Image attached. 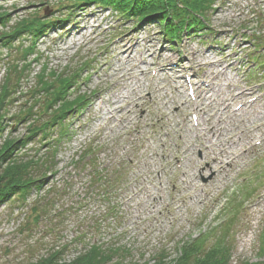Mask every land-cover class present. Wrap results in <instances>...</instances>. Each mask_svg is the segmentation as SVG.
I'll list each match as a JSON object with an SVG mask.
<instances>
[{
  "label": "rangeland",
  "instance_id": "obj_1",
  "mask_svg": "<svg viewBox=\"0 0 264 264\" xmlns=\"http://www.w3.org/2000/svg\"><path fill=\"white\" fill-rule=\"evenodd\" d=\"M0 4L4 8L2 11L10 13L0 23V31L11 30L23 17L39 16L37 19L51 22L40 34L26 31L16 39H8L7 43H13L16 48H13V53L7 48L0 51V86L5 71L4 62L11 58L22 59L24 50L20 46L27 44L34 46L30 57L33 62L30 86L37 81L36 73L42 66L48 65L49 70H69L71 74L83 72V83L78 80L79 85L75 88L90 94L81 111L68 114L62 134L56 128L51 136L57 146L54 152L57 173L48 177L50 183L40 189H31L26 198L16 195L0 206V264H35L41 257H49L59 251L64 253L63 259L71 260L85 246L80 241L81 236L86 243L109 242L129 250V256L122 260L124 264L152 263L162 253L166 260L178 258L182 245L198 238L204 250H217L220 256H225L223 264H264V160L263 166L261 162L264 159V143L255 145L256 140L264 137V114L259 115V112H264V65L259 66L252 59L259 55L264 62V0H220L211 12L208 25L220 33L215 38L218 37L226 45H216V49L208 52V57L226 61L233 55L237 60L235 68L229 70L230 78L237 79L238 88L247 87V92L254 88L245 97L235 98L232 107L250 95L262 96L250 111L238 113L231 110L234 120L226 119L225 123L213 115H204L199 128L202 129L203 122L210 121L207 137L204 131L196 132V136L188 131L183 134L191 127L188 121L193 122L192 114L198 104L185 94L170 92L175 84L169 78L164 84L167 87L172 85L168 88L172 101L181 106L179 110L185 112L188 120L174 114L178 108L170 100L165 107L151 105L153 111L158 109L160 116L166 114L170 120H160L148 113L149 92L153 90L149 87L146 88L148 106L145 107L143 101L141 105H128L129 98L117 104L118 111L123 110L120 112L122 124L107 121V114L100 111L106 104L111 108L115 98L108 99L112 94L128 95L134 97V101L139 96L135 92L131 94V91L126 94L124 86L129 83H124L120 77L122 74L115 72L119 65L126 67L119 49L126 37L135 34L142 48L140 58L144 61L143 67L137 68L132 57L125 59L130 60L127 64L130 70L133 67L138 70L139 85H143L139 94L145 90L146 69L150 74L157 71L155 77L162 79L161 69L169 67V59H174V56L168 50L167 43L170 42L164 39V33L159 32V26L146 22L138 25L113 7L93 4L79 11L81 7L71 0H2ZM256 14L258 16L254 19ZM60 18L63 21H57ZM260 21L263 23L258 24ZM78 26L82 28L77 29ZM207 36L203 35L202 39L192 37L193 41L183 40L180 47L184 46V54L190 56L189 53L198 51L201 55ZM158 47L164 50L157 53ZM256 49L259 51L253 56L251 52ZM4 55L8 57L5 61ZM189 56L187 60L182 59L188 74L181 76V73H176L177 81H180L176 84L180 92L185 90L191 97L190 81L196 91V84L202 79L210 82V79L207 69L200 64H194L189 69ZM229 74H226L227 80L222 88L224 92L226 83H230ZM224 79L220 76L216 86L223 84ZM158 95L165 99L160 93ZM116 100L119 101L120 97ZM128 109L133 110L134 115L126 114ZM124 117L128 118L125 120ZM245 118L250 124L245 122ZM180 121L178 131L183 134L185 143L192 141V146L186 159L179 163L186 176V181L181 176L179 183L190 182L191 188L193 180L196 183L194 189L185 191L176 190L170 180V173L179 169L178 149L173 142H179L180 138L172 131ZM258 123H263L260 131L255 129L247 133ZM222 124L224 130L220 131ZM214 125L219 131L217 136L212 130ZM245 128L244 134H239ZM9 130L7 128L0 133V139ZM19 130L23 133L24 127L20 126ZM168 134L172 135L171 139ZM211 141L218 146L211 145ZM33 142L40 146L39 139ZM221 143L231 154L224 164L218 165L211 161L219 155ZM34 144L32 149L36 148ZM198 145L205 153L202 158L200 150L196 149ZM251 146L246 155H241L242 148ZM164 147L170 150L166 158L160 154ZM45 152L43 148L41 153ZM235 154L240 155L238 162L228 166L227 161ZM87 155L90 158H86ZM158 166L162 172L160 175L156 173ZM245 175L253 177L250 184L255 180V185H241L239 180ZM201 176L207 182L202 179L200 182ZM104 181L115 184L114 193L107 198H103L108 190ZM161 183H164V190L159 186ZM198 185L203 193H199ZM184 195L186 201L182 203ZM186 195L189 196L186 198ZM226 197H230V201L234 197L233 201L238 202L235 205L237 216L230 224H226L230 218V202L222 208ZM173 198L178 201L173 203ZM244 202L246 204L239 210ZM226 227L231 229L229 234ZM223 233L227 237L220 235Z\"/></svg>",
  "mask_w": 264,
  "mask_h": 264
},
{
  "label": "trees",
  "instance_id": "obj_2",
  "mask_svg": "<svg viewBox=\"0 0 264 264\" xmlns=\"http://www.w3.org/2000/svg\"><path fill=\"white\" fill-rule=\"evenodd\" d=\"M71 1L81 7L80 10L93 4L105 8L113 7L138 24L146 22L159 25L165 33L177 39L183 30L194 31L196 34L206 31L209 27L205 22L210 18L214 7L220 3V0ZM3 9L0 4V23L10 16ZM38 17H23L11 30H1L0 51L7 48L13 53L16 46L7 43L9 38L16 39L26 31L32 34L42 33L51 22L37 19ZM57 21L63 20L60 18ZM20 47L24 50L22 59L11 58L5 61L8 57L3 56L5 71L0 86V133L7 128L10 130L0 139V206L16 195L26 198L31 189H40L50 183L48 177L57 173L54 163L57 146L51 136L56 128L62 134L68 114L81 111L90 99V94L75 88L79 85L78 80L83 83V72L71 74L69 70H49L48 65L42 66L40 72L36 73V83L30 86L29 75L33 72L30 57L33 55L34 46L23 44ZM20 126L24 127L23 133H19ZM34 139H39L40 146L34 144ZM33 144L35 149H32ZM43 148L45 153H41ZM106 182V188L111 192L112 186L110 182ZM105 196H109L107 191ZM220 235L227 237L224 233ZM80 241L85 246L73 259H63L64 253L59 251L49 257H41L35 264H124L122 260L129 256V250L115 243H86L82 236ZM200 245L199 238L191 243L186 241L180 248L178 258L166 260L162 253L152 263L144 264H223V260L225 263V256H220L217 250H204Z\"/></svg>",
  "mask_w": 264,
  "mask_h": 264
},
{
  "label": "bare ground",
  "instance_id": "obj_3",
  "mask_svg": "<svg viewBox=\"0 0 264 264\" xmlns=\"http://www.w3.org/2000/svg\"><path fill=\"white\" fill-rule=\"evenodd\" d=\"M85 26L87 27V24ZM137 47H140V44H139V42L137 40V36H136V38H135V36H133V37L127 39L126 43L120 48L121 59L125 61L123 63L126 64V67H122L121 65H119V67L115 70V72H118V73L120 72L122 74V75H120V77L122 78L124 83H127V82L129 83L128 85L124 86L126 94H129L130 91H131V94H133L135 92V95H139V96L137 97L136 101H134V97H130L128 95H123V94L116 95V93L113 94L111 98L112 99L115 98V100H114V103L112 105V108H109L108 106H105L106 108L102 107L103 110H107L106 113H104V114H107L105 116L107 121L111 120L112 122H116L118 120V118L120 117V112L123 111V110L118 111V105L117 104L120 103V101H122V100H124L126 98H129L128 102H129L130 105L133 104V103H137V105H141L140 102L142 103V99H143L142 98V94L144 93V91L139 94V90L143 87V85H139V83L141 82L140 77L138 75H135V73L138 72L137 68L139 66L143 67L142 62H139L140 52L138 53L139 54V56H138L139 58L132 57V53L134 51L137 52L136 51ZM182 48H184V46L180 47V46H176V45H173V44L169 48V51L173 53V56H174L175 60H177V64H173L172 67H177L178 62H179V64L182 63V61H183L182 59L183 58H185V60H186L187 56H186V53L184 54V51H183ZM151 50H153V49H151ZM130 57L135 59L136 60V64H137V68L133 67L132 70H130L129 69L130 66L127 65L128 61H130V60H127V61L125 60L126 58H130ZM194 60L197 61V62H201L199 60V58H196V57L194 58ZM120 61L121 60H119V62ZM190 68L191 67H189V69ZM187 74H188V70L187 69H182L181 70V76H185ZM164 78H165V81H166L168 79V75L164 74ZM155 81H157V80H155ZM149 83H150V85H155V87L158 89V93H160V95L165 96V99L161 98V101H159V104H162L164 107H165V105H168L167 100H170V95H168L167 90L164 87H162L161 83H158V81L157 82H153L151 79L149 80ZM143 84H146V82H144ZM162 90H165V93H161ZM205 92H204V86H199V88L197 89V97L199 99L200 98L203 99L202 94L204 93V95H205ZM239 93H241V92H239ZM239 93H235V94H239ZM117 97L118 98L120 97L119 101L116 100ZM170 101H172V100H170ZM104 103H105V101H104ZM206 105H207L206 103H202L201 107L206 106ZM174 106H178V111H179L180 105H178V103H174ZM100 111L103 112L102 109H100ZM114 113H116V114H114ZM125 113L134 115V111L131 110V109L126 110ZM163 117H166V114H163ZM124 118L126 120L128 117H124ZM252 122L253 121H251V123ZM122 123H123V121L120 124H122ZM124 126H126V125H124ZM103 129H105V128L103 127ZM225 137H227V136H224V138ZM218 154L219 155L215 156L214 162H216L218 165H222V164H224L225 160L228 159V155L231 154V153H228V151L225 150V145L223 143H221V148H220ZM220 156H221V158H220ZM227 162H228V164H232L233 162H236V161L232 160V158H231V160H228ZM184 178H185V181H186V176H184ZM189 183L190 182H186L185 184H180L179 189H181L185 185V188H187L189 190Z\"/></svg>",
  "mask_w": 264,
  "mask_h": 264
}]
</instances>
